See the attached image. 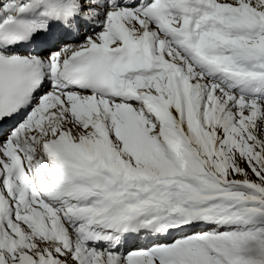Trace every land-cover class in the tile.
I'll return each instance as SVG.
<instances>
[{"label": "snow or ice", "instance_id": "snow-or-ice-1", "mask_svg": "<svg viewBox=\"0 0 264 264\" xmlns=\"http://www.w3.org/2000/svg\"><path fill=\"white\" fill-rule=\"evenodd\" d=\"M0 264H264V0H0Z\"/></svg>", "mask_w": 264, "mask_h": 264}, {"label": "rangeland", "instance_id": "rangeland-1", "mask_svg": "<svg viewBox=\"0 0 264 264\" xmlns=\"http://www.w3.org/2000/svg\"><path fill=\"white\" fill-rule=\"evenodd\" d=\"M254 178V177H253Z\"/></svg>", "mask_w": 264, "mask_h": 264}]
</instances>
